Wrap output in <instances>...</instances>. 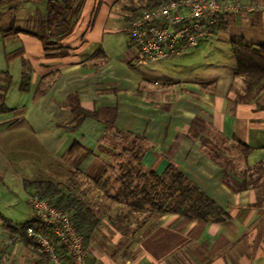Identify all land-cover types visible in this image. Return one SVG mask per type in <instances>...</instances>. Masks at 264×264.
<instances>
[{
    "label": "crops",
    "instance_id": "1",
    "mask_svg": "<svg viewBox=\"0 0 264 264\" xmlns=\"http://www.w3.org/2000/svg\"><path fill=\"white\" fill-rule=\"evenodd\" d=\"M50 1L81 5L70 34L62 36L60 20L50 23ZM241 1L261 9L224 16L213 34L230 32L232 51L236 43L264 45V0ZM138 7V0H0V96L8 110L0 111V191L29 199L37 183L52 182L83 201L98 220L88 264H264V92L249 89L236 69L176 77L168 70L184 53L159 68L139 65L129 38ZM159 74L179 82L164 84ZM130 161L158 176L177 168L221 217L192 220L89 186L103 188L107 169L118 179ZM8 223L0 219V262L51 264L34 246L14 243Z\"/></svg>",
    "mask_w": 264,
    "mask_h": 264
},
{
    "label": "built area",
    "instance_id": "2",
    "mask_svg": "<svg viewBox=\"0 0 264 264\" xmlns=\"http://www.w3.org/2000/svg\"><path fill=\"white\" fill-rule=\"evenodd\" d=\"M257 9L261 7L246 5L241 0H162L143 9L130 22L129 38L139 51V65L160 64L195 48L201 38L214 34L224 16ZM29 204L35 220L47 234L30 223H11L12 241H30L51 264H88L91 249L78 232L74 215L38 195L31 196Z\"/></svg>",
    "mask_w": 264,
    "mask_h": 264
},
{
    "label": "trees",
    "instance_id": "3",
    "mask_svg": "<svg viewBox=\"0 0 264 264\" xmlns=\"http://www.w3.org/2000/svg\"><path fill=\"white\" fill-rule=\"evenodd\" d=\"M80 8L81 5L72 8L70 1L65 3L50 1L48 6L49 21L53 25L54 20H60L63 23L62 36L68 35L73 30L75 22L73 23L72 20ZM143 9H133L131 22ZM217 31H220L219 26L214 29V33ZM36 36L45 42L46 47L50 45L44 35L37 34ZM233 53L237 65L236 75L245 79L249 89L256 88L258 92H264V45L248 46L244 43H236L233 47ZM0 111H8L2 96H0ZM204 145L208 146L207 141H204ZM209 150L214 151L212 148ZM133 158L137 161L139 159L136 153H134ZM134 163L135 161H130L127 165L120 167L121 173L114 190L116 194H134L136 198L139 197V202H147L154 209L158 208L162 212L180 214L192 220L208 222L209 220H219L221 217L220 208L177 168L170 167L163 176H158L155 172H143ZM36 185L39 189L38 196L51 200L58 208L74 215L78 232L84 236L87 245L98 222L94 219L92 211L85 207L83 201L66 195L67 193H64L60 184L41 182ZM10 224L8 223V227ZM30 224L37 231L47 234V230L41 228L37 220ZM24 242L32 246L30 241L24 240Z\"/></svg>",
    "mask_w": 264,
    "mask_h": 264
},
{
    "label": "rangeland",
    "instance_id": "4",
    "mask_svg": "<svg viewBox=\"0 0 264 264\" xmlns=\"http://www.w3.org/2000/svg\"><path fill=\"white\" fill-rule=\"evenodd\" d=\"M158 1L160 0H138L140 6L138 8L145 9L151 7ZM230 38V32H223L218 35L210 34L201 38L199 44L195 48L185 52L179 59L177 58L178 60L176 59L175 61L177 62L176 66L170 68L168 71L174 73L176 77L192 76L197 78L210 77L217 75V73L223 75L230 73L236 69V60L232 51ZM165 63L166 61L161 62L160 64L151 65L150 67L159 68L162 65H166ZM157 77L164 84L169 82L171 85H176L178 84L177 82H179L178 78H165L160 76V74ZM105 169L106 168L104 167L101 171ZM120 173L121 171L117 176H119ZM116 179L117 177L113 176L112 171L107 169L102 175L103 188L101 187V184L100 187L97 188L96 183L89 186L95 191L101 189L105 194H113V191L117 186ZM35 187H37V185ZM64 190L66 189L64 188ZM0 193V219L5 217L12 220L14 223H26L28 220L35 217L33 209L29 204L30 198L28 199V194H4L3 191H0ZM34 195H39V192L34 193L32 196ZM1 233L0 229V236Z\"/></svg>",
    "mask_w": 264,
    "mask_h": 264
},
{
    "label": "bare ground",
    "instance_id": "5",
    "mask_svg": "<svg viewBox=\"0 0 264 264\" xmlns=\"http://www.w3.org/2000/svg\"><path fill=\"white\" fill-rule=\"evenodd\" d=\"M30 243V242H29ZM26 245H28V244H26Z\"/></svg>",
    "mask_w": 264,
    "mask_h": 264
}]
</instances>
